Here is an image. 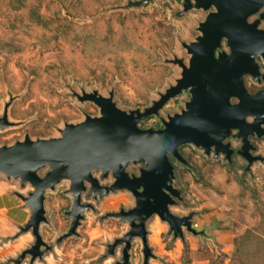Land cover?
I'll list each match as a JSON object with an SVG mask.
<instances>
[{
    "label": "rangeland",
    "instance_id": "obj_1",
    "mask_svg": "<svg viewBox=\"0 0 264 264\" xmlns=\"http://www.w3.org/2000/svg\"><path fill=\"white\" fill-rule=\"evenodd\" d=\"M138 1L0 0V116L7 104L8 123L0 129V146L24 136L56 138L65 124L79 123L85 115L98 117L93 102L79 100L83 94H110L117 109L142 111L175 84L182 69L172 60L187 66L191 55L184 45L200 36L199 24L213 8L184 10L183 0L133 4ZM260 12L246 22L258 19V29L264 30ZM218 52L228 53L224 39L214 56ZM263 60L254 57L261 74ZM242 86L252 94L264 85L243 75ZM189 97L181 90L136 127L161 128L168 116L184 109ZM234 133L222 140L232 149L227 158L191 144L177 147L183 163L167 155L171 187L178 192L168 212L178 218L190 214L192 228L200 234L181 227V236H173L167 223L152 214L143 222L149 255L143 260L141 241L134 236L126 264H264V139L247 138V152L258 158L246 168ZM143 168L142 162L128 163L124 172L138 176ZM48 171L43 166L35 174L42 177ZM91 176L100 186L113 182L110 172L100 178L93 171ZM68 185L60 180L44 190L45 221L38 224V235L46 247L39 246L40 254L31 257L25 251L34 238L29 229H19L30 214L20 197L32 187L0 173V264H114L121 257L123 244L108 250L129 225L112 214L134 206L131 193L117 189L93 197L85 182L79 197L88 208L80 212L74 234L58 240L70 222Z\"/></svg>",
    "mask_w": 264,
    "mask_h": 264
},
{
    "label": "water",
    "instance_id": "obj_2",
    "mask_svg": "<svg viewBox=\"0 0 264 264\" xmlns=\"http://www.w3.org/2000/svg\"><path fill=\"white\" fill-rule=\"evenodd\" d=\"M193 2L183 0V9L192 6L206 10L212 7L213 11L208 12L199 24L200 36L196 41L184 45L191 55L187 67L179 59L172 60L182 69L180 78L159 94L149 107L142 111L124 112L114 106L110 94L107 97L94 92L83 94L79 100L93 102L99 109L98 117L85 115L79 123L65 124L56 138L30 140L24 136L21 141L0 146V173L18 178L21 183L27 182L32 187V192L20 197L30 214L19 229L20 232L29 229L34 238L32 246L25 251L31 257L38 256L39 246H44L38 235V224L45 221L43 192L52 189L60 180L69 182L67 192L72 201L66 212L70 217L68 228L58 240L74 234L81 218L80 212L88 208L87 204L80 203L79 197L85 182L93 197L117 189L131 193L134 206L127 211L119 210L112 216L128 220L136 231L130 229L115 239L108 250L110 252L123 244L121 257L114 264H126L130 238L136 233L141 241L143 260L149 255L143 222L152 214L167 223L173 236H181V227L192 235L200 234L191 228L190 214L178 218L167 209L173 203L172 197H178V192L171 187L172 166L167 155L183 163L177 152L178 146L191 143L205 153L211 148L214 154L222 153L227 158L232 150L222 140L234 130L231 136L241 143L239 155L245 159L246 168L258 158L247 152L251 148L247 138L264 139V89L248 94L242 86V76L249 75L254 81L258 80L257 66L253 61L255 55L264 57V30L256 27L258 19L248 23L246 17L261 9L259 17L264 18V0ZM221 39L225 40L228 53L218 52L214 56ZM181 90H187L190 97L179 114L168 116L156 130L136 127L138 121L155 115L169 98ZM230 98H235L236 102L230 103ZM6 106L0 116V129L8 124ZM246 117H252V121L247 122ZM135 162H142L144 168L139 169L138 176H128L124 167ZM43 166H47L49 171L38 177L35 172ZM93 171H99L100 178L110 172L113 182L109 187L100 186L91 176Z\"/></svg>",
    "mask_w": 264,
    "mask_h": 264
},
{
    "label": "flooded vegetation",
    "instance_id": "obj_3",
    "mask_svg": "<svg viewBox=\"0 0 264 264\" xmlns=\"http://www.w3.org/2000/svg\"><path fill=\"white\" fill-rule=\"evenodd\" d=\"M247 17H248V16H247ZM247 17H246V18H247ZM254 20H256V19H254ZM254 20H253V21H254ZM251 22H252V21H251ZM257 26H258V23H257ZM257 26H256V27H257ZM257 28H258V27H257ZM258 56H259V55H255L254 57H257V58H258ZM259 57H260V56H259ZM260 58H261V59H264V57H260ZM253 62H254V61H253ZM254 63H255V62H254ZM262 63H264V60L262 61ZM256 66H257V65H256ZM257 69H258V67H257ZM262 79H264V74H263V73L261 74V73H259V71H258V80H255V81H254L253 79H252V80H253L255 83H257V82L260 81V82L264 85ZM261 89H264V86H263L262 88L257 89L256 91L261 90ZM245 90H246V89H245ZM256 91H255V92H256ZM255 92H254V93H255ZM247 93H248V92H247ZM248 94H249V93H248ZM252 94H253V93H252ZM246 118H247V117H246ZM248 118H250V121H247V122H251V121H252V117H248ZM228 145H229V144H228ZM229 148L231 149L230 145H229ZM239 148H240V147H239ZM231 150H232V149H231ZM239 151H240V149L237 150L238 154H239ZM231 153H232V152H231ZM231 153H230V154H231Z\"/></svg>",
    "mask_w": 264,
    "mask_h": 264
},
{
    "label": "bare ground",
    "instance_id": "obj_4",
    "mask_svg": "<svg viewBox=\"0 0 264 264\" xmlns=\"http://www.w3.org/2000/svg\"><path fill=\"white\" fill-rule=\"evenodd\" d=\"M185 67H187V66H185ZM188 88H189V87H188ZM186 144H191V143H186ZM191 145H193V144H191ZM118 218H119V217H118ZM121 221H126V222L128 223V225H129V230L132 229V231H136V228H135L134 226H131L128 220H121ZM175 222H176V221H174V223H175ZM129 230H128V231H129ZM128 231H127V232H128ZM134 236H139V235L136 233V234L133 235L132 237H134ZM132 237H131V238H132ZM131 238H130V239H131Z\"/></svg>",
    "mask_w": 264,
    "mask_h": 264
},
{
    "label": "built area",
    "instance_id": "obj_5",
    "mask_svg": "<svg viewBox=\"0 0 264 264\" xmlns=\"http://www.w3.org/2000/svg\"><path fill=\"white\" fill-rule=\"evenodd\" d=\"M193 226H194V224H193ZM191 228H192V225H191Z\"/></svg>",
    "mask_w": 264,
    "mask_h": 264
}]
</instances>
